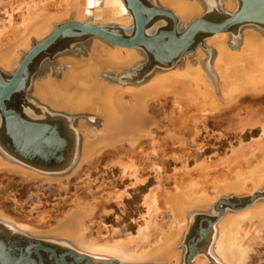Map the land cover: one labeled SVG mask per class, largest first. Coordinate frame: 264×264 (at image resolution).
Masks as SVG:
<instances>
[{
	"label": "rangeland",
	"instance_id": "rangeland-1",
	"mask_svg": "<svg viewBox=\"0 0 264 264\" xmlns=\"http://www.w3.org/2000/svg\"><path fill=\"white\" fill-rule=\"evenodd\" d=\"M50 1L0 0V32L9 28L11 23H22V16L27 12V8L31 2L35 5L40 2ZM145 1L148 5L154 6V8L155 6H161L165 9H170L165 5V0ZM190 1L194 2L195 6L197 5V9L199 10L195 15H198L201 12L200 10H202L199 2L201 0ZM171 11L173 12V10ZM75 17V15L71 16L69 19L58 23H64L71 19L74 20ZM191 19L185 21L178 20L182 26L185 23L188 24ZM225 34L221 40L215 39L216 36L204 39L203 45L199 43L194 48V51L178 59L173 66L167 68L152 67L147 71L144 69V65L147 63V58L144 59V56H140L137 60L131 62V64L126 65V67L125 65L124 67L120 65L121 67L119 66V68L112 67L104 54L106 49L111 47V45L101 39H92L83 43L73 44L72 47H67V49L53 55L51 58L43 59L32 73V86L28 90L29 97H32L36 104L42 105L46 111L70 116V128L68 127V129L73 134L68 137L67 143L73 148L72 157L75 159V156L80 155V159L76 165L77 168L75 167L72 172L61 176H50L40 173L41 175L36 174L37 178L32 179V181L31 179L24 180L20 174H0V229L2 232H10L14 235H28L38 240L55 243L57 246H64L65 248L62 247L64 250L88 254L92 259L94 258L92 261L97 263L109 259H117L121 263L140 264V262L122 260L119 255H116L109 248L107 249V247L108 242L111 244L114 241L124 240L131 234H137L138 228L144 227V223L149 219L150 213L148 203L146 202L148 201L147 196L152 190H154V194L150 199L153 197L156 199L157 197L155 196L164 195L166 197L171 196L169 199L171 202H176L177 200V202L187 203L186 205L181 203L183 205L181 206L182 213L180 216L176 214L177 220L179 218L180 221L185 223L184 228L180 227V225L175 228L173 226V215L171 214L172 216H170L167 213H174L172 211V209H176L174 203L171 204L173 205L172 208H163L154 218V228L157 234L164 232L170 236L175 231L180 230L174 245L179 244L181 246L182 254L186 251L185 235L190 232V228L195 224L196 219L193 217L194 215L211 213L212 215H218L217 212H212L211 206L215 205L219 198L247 196L260 191L264 187V174L258 180H246L242 184L228 187L221 191L216 199L208 201L207 205L189 202L188 197H175L178 192L176 188L177 172L184 171L185 169L194 170L198 167L192 175H189L190 173L185 174L187 179L193 178L198 180V177L205 171H212L214 169H219L220 171L228 170L231 159L236 160L240 157L243 160H247L254 156L253 150L264 151V145H262L264 143V92H262L263 95H258L259 91L256 92L254 90L258 85L261 86L262 83L264 85V77L257 81L244 79L248 84L245 83L243 86L247 87L248 90L245 88L246 91L243 90L241 92L237 103L231 109H227L226 107L224 114L215 119L202 116L196 121H191V116L198 112V110H194L197 108L193 100L185 98L181 104V108H179L167 93L163 96L160 94L161 97L158 96L159 98L153 97L147 103H143L140 100H136L134 103L131 96L125 94L121 98L123 106L118 105V103H116L117 106L115 105V107L120 108L122 111L124 110V112L117 109V113L114 110L115 115L112 113L108 117L101 110L103 109V105L106 104L109 90L142 87L155 76L177 69L194 68L197 70V67L200 66L213 68L219 46H222L224 50L235 51L242 47L245 40L249 38L257 45H261L264 42V31L252 25H245L238 35ZM207 41L209 44H207ZM261 46L263 47L264 45ZM262 50L264 51V47ZM27 51L21 49L20 52L26 53ZM22 55V53L16 52L17 59L22 58ZM16 63L17 61L11 64V69L6 70L3 67H0V69L5 72H13L16 69ZM68 74H72V80H70V83H65L63 79L66 81V75ZM49 79L53 81V83H49L63 88L64 94L92 93V97L94 98L93 103L86 104L78 109L73 106L61 108L59 105L54 104L55 102L52 101L53 99L50 96L41 97L36 92L37 87ZM217 82L219 81L217 80ZM217 87L221 88L220 84ZM255 92L257 95L253 96ZM131 110H134L133 117L139 116L138 118H140L141 116L142 119L143 116L144 120H141L142 124H139L140 119L136 118L135 120L131 117L133 115ZM128 118L130 120L134 119L133 122L135 123L137 122L134 124L137 134L142 130H150L152 133L159 130L160 137L163 139L162 149L153 142L146 155L138 157L136 168L128 167L130 169L124 168L117 162V150L113 146L116 139H119V134L125 133L123 130L130 126L131 121L128 124ZM124 122H127L126 125ZM175 122H177L176 125ZM185 122H187V126ZM172 129L176 130L175 135L177 138L175 135H171ZM126 135L123 134L120 139L125 138ZM103 137L104 142H102V145L106 148V152L102 154L97 162L90 163L88 160L85 161L86 159L84 160V158L88 155L86 149L91 146L92 142L101 143L100 141ZM10 154L12 153L6 152L0 143V158L5 162L16 165L17 163L12 160L14 157H11L12 155ZM39 177H50L53 181L46 180V182L44 180L45 182H43V180H39ZM28 181L32 182L28 183ZM158 182H160L158 186L159 190L156 189ZM184 189H189L190 194H195L199 191L197 187ZM70 200L75 203H73L75 206L78 205L76 206L77 208L81 206L83 209H88V212L81 218L80 222L76 220L78 216L75 213L76 211L73 208L69 210V213L75 214H73L74 219L71 218L70 220L72 221L74 231L66 229L64 232L51 234L50 232H44L43 229L38 230L35 228H46L50 224L58 223L62 207H64L66 201ZM78 202H82L83 204ZM189 204L191 205L189 206ZM191 212H193L192 219L188 216ZM241 212L247 213L239 217L238 220L241 221L237 222L236 225L239 226L240 224L241 226L244 224V216H249L255 221L252 228L255 230L256 227L255 231L261 233V235H258V239H255L253 234H251L250 238H244L239 242L244 248L240 254H244L246 264H264V201H259L252 207L241 211L227 212L218 221L217 225L220 222L219 226L213 227V232L210 234L209 241L204 248L207 249L214 242L215 247L213 244V248L215 249L217 244L222 243V240L229 234V228H227L226 223H223V220H225L226 216L228 217L235 213L239 215ZM62 223L64 224V222ZM218 227H220V231L217 229ZM97 235H100L104 243H107L100 250H93L83 245L85 240ZM200 255L204 256L203 254ZM198 259H195V262L193 261L192 264L210 262L207 259L204 261H199ZM218 259L223 263L231 264L222 257ZM155 261H150V263ZM141 263L146 264L147 262ZM161 263L181 264L182 260L177 263L176 259L171 257L169 262L161 261Z\"/></svg>",
	"mask_w": 264,
	"mask_h": 264
},
{
	"label": "bare ground",
	"instance_id": "bare-ground-1",
	"mask_svg": "<svg viewBox=\"0 0 264 264\" xmlns=\"http://www.w3.org/2000/svg\"><path fill=\"white\" fill-rule=\"evenodd\" d=\"M135 2L142 7L145 6V5L143 6V4L140 3L139 0H135ZM167 6H169L170 9L173 10L175 15L176 14L178 15L179 20L185 21L188 20L189 17H192L190 16L193 11L190 6V0H169L167 2ZM133 10L134 8L131 7L130 2L128 0H51L50 2H40L35 5L33 2H31L30 6L27 8V12L22 16V23L20 24L11 23L9 28H7L4 31L2 30L3 32H0V67H3L6 70L9 68L11 69V64L17 61L16 63V68H17L20 62L22 61L23 57L25 56V54L30 52L34 48L36 43L42 41L43 39L51 35L54 31H56L57 29L56 26L59 24L58 22L65 21L74 15L76 16L74 19L75 21H80L85 25L93 24V25H101V26H111L114 27V29L118 28L122 30L120 32L124 33V35L130 34L132 30V26L134 25L133 23H135V26L137 24V19L132 15L134 14ZM148 10H151L149 9V6L147 7L145 6L144 9L142 10L143 11L142 15L146 21L148 20L146 17V13L150 12ZM147 31L148 29H146V32ZM110 34L117 35V33L114 32H110ZM225 35H226L225 32H218L213 34L211 37L216 36L215 39L221 40ZM208 41L207 44H209ZM60 45H62V43H58L57 46L55 45L53 47L54 50L58 49ZM261 45H264V42H262ZM261 45L260 44L257 45L255 42L252 41L251 38H249L245 40L242 47H240L238 50L235 51L224 50L222 46H219L218 55L215 58L213 68L212 67L208 68L207 66L206 67L200 66L197 67V70L194 68L177 69L165 74L155 76L149 83L144 84L142 87L138 86L131 88H119V89L115 88L109 90L106 97L107 99L106 104L103 105V109L101 110L103 114H106V116L108 117H110L112 113L114 114V110L117 113L118 107H115V105L117 106L116 103H118V105L123 106L121 102V98L125 94L127 95L129 94V96H131V99L134 103L136 100H140L143 103H147V101L152 99L153 97H158V96L161 97L160 94L163 96L165 95V93H167L179 108H181V104L185 98H188L191 101L193 100L195 107L197 108L194 110H198V112L191 116L192 117L191 121H196L198 118L202 116L211 117L214 119L219 118L221 117V115L224 114L226 107L227 109H231L234 106V104L237 103V100L240 97L241 92L243 90L246 91L245 88L247 87H244L243 85L247 81H245L244 79H248L250 81H257L262 77H264V51L262 50L264 46L262 47ZM21 49H25L26 51L28 49V51L26 53L20 52ZM17 51L18 53H22L24 56L22 55L23 56L22 58L17 59L16 58ZM51 51H53V49L49 50V52ZM104 54L108 59V62L112 65V67H116V68H119L120 65L124 67L126 63L127 65H129L131 64V62L137 60V58H139L140 56L141 57L144 56V59L147 58L144 49L141 47L124 48L113 44L111 45V47L106 49ZM37 65L38 63L35 64V66ZM71 75L72 74L66 75L67 79L66 81L63 79V81L65 83H70L71 82L70 80H72ZM217 80L219 82H217ZM49 82L53 83L52 80L50 79L47 80L44 84H41L37 87L36 92L37 93L43 92L50 95L53 98L52 101L55 102L54 104L59 105L61 108H67V107L70 108L73 106L78 109L81 108L82 106H85L86 104L93 103L94 98L92 97L93 96L92 93L89 94L86 92L84 93L79 92L78 94H64L63 93L64 91H62L63 88L57 87L56 84H51ZM219 84L222 89L217 87ZM254 90H256V92L259 91L258 95L261 94L263 95L262 93L264 92L263 83L261 86L258 85V87L255 88ZM249 91L247 92L249 93ZM251 91H253V89H251ZM256 92L253 93L254 94L253 96L257 95ZM15 101L17 104L20 105L19 98H17ZM32 108L34 109V107ZM120 111L122 110L120 109ZM122 112H124V110ZM131 113L133 114L131 117H133L134 110L133 111L131 110ZM135 114L139 115L138 113ZM138 117L139 116H136V118L140 119V121L143 119V116L142 119L141 116L140 118ZM133 118L136 120L135 117ZM127 120H128V124L130 121L131 123L130 126H128L125 130H123L125 132L123 134H127L126 137L120 139V137H122L123 134H119V139H116V142H114L113 144L114 148L117 150L116 152L113 149L116 152V156L118 158L117 162L120 163L126 169L128 167L136 168L138 157L140 155H146L153 142H155V144H157L159 148L162 147V142H163V139H161L160 137L159 130L155 133H152L150 130L148 131L142 130L137 134L136 132L137 129L134 128L135 127L134 124H136L137 122L135 123L133 122V120H130L129 118ZM140 121L139 124H142V121L141 122ZM176 124L177 122H175V125ZM185 124L187 126V122H185ZM176 128L179 129V127L177 126ZM263 129H264V125H263ZM179 131L182 132L181 130ZM175 132L176 130L172 129L171 132L172 134L170 132L169 133L171 135H175ZM101 139L103 140L104 137ZM102 140L100 141L101 143L92 142L90 144L91 146H89L86 149L88 151L86 152L88 153V155L85 156L84 158V160L86 159L85 161L88 160L90 163L97 162L99 158L102 156V154L106 152V148L102 145V142H104V140L103 141ZM174 141L176 142V140ZM262 145H264V143ZM110 149H112V147H110ZM253 152H254V156H252L247 160L245 159L243 160L240 157L237 158L236 160L231 159L228 170L226 171H222V170L220 171L219 169L218 170L214 169L212 171H207V172L205 171L201 175L199 174L200 176L198 177V180H195L193 178L187 179L185 176V174L188 173H190L189 175H192L198 167H196L194 170L185 169L184 171L182 170L177 172L176 188L178 189V192L175 195V197L178 198L179 196H184V197H188L189 202H193L195 204L202 203L207 205L208 201H211V199H216L220 195L221 191L227 189L230 186L242 184L246 180H250V181H253L255 179L258 180L261 177V175L264 174V151L259 152L257 149H255L253 150ZM14 162L17 164L12 165L11 163L5 162L3 161L2 158H0V174H9V173L11 175L20 174L24 180H30V179L34 180L35 178H37L35 176L36 174L41 175L40 173H42L40 171L37 172V170L35 171V169L33 170L30 167L24 166L22 163L17 162L16 160ZM70 172H72V170ZM42 174L50 175V176L56 175L51 173H42ZM2 176L4 177V175ZM39 180H43V182H45L46 180L53 181V179L50 177H39ZM32 181H28V183ZM159 185L160 182H158V185L156 186V189L158 190H159L158 188ZM192 187H197L199 191L196 192L195 194H190V191H188L189 189H184V188H192ZM153 194H154V190H152V192L147 196L148 201L146 202L148 203L150 213H149V219L144 223L145 225L143 224L144 227L138 228L137 234H131L128 238H125L124 240L114 241L111 244L110 242H108L109 244L107 249L109 248V250L113 251L116 255H119L122 258V260L134 261L137 263L140 262V264H144L141 263L144 261L147 262L146 264H156V263L165 264V263H161V261L169 262V259L171 257L175 258L177 263H179V261L183 260L185 257V254H182L181 246L179 244L174 245L176 242L175 240L177 239L176 237L179 236L180 230L175 231V233L171 234L170 236H168L164 232H159L157 234L155 233V228H154V218L158 212L163 210V208H168V209L172 208L173 205L171 204L174 203V206L176 207V209L175 208L172 209L174 213H170V212L167 213L170 216L173 215L174 218L173 226L175 228H177V226L179 225L180 227L184 228L185 223L183 221H180L179 218L177 220L176 216L181 215L182 213L181 206H183L182 204L186 205L187 203H182L180 201L177 202V200L176 202H171L169 200L171 196L166 197L164 195L161 196L154 195L158 199L157 198L155 199L154 197L150 199V197H152ZM223 198L224 197L219 198L218 201H220ZM82 202H78V203L83 204ZM73 203L74 202H72V200L65 202L64 207H62L61 209L58 223L50 224L46 228L45 227H35V228L38 230L43 229L44 232L47 233L50 232L51 234L64 232V230L66 229H69V231L70 230L74 231L72 221L70 220L71 218L74 219L75 214L69 213V210L73 208L76 211L75 213L76 215H78L76 217V220L77 222H80L81 218L84 215H86V212H88L87 211L88 209H83V207H81L80 205H79L80 207L77 208L76 206L78 205L75 206L74 205L75 203L74 204ZM191 204H189V206ZM212 207H214V205H212L211 208ZM244 213L241 212V214L239 215L235 213L228 217L226 216L225 220H223V223H226L227 228H229V234L226 236V238L222 240V243L216 245L217 247L215 249H212L213 247L210 248L211 246L208 247L207 249L205 248V253L203 251L200 252V254H203L204 256L198 254V256H196L195 259L202 257L201 259L198 260L204 261L205 259H207V261L208 260L211 261L213 259L212 253H215L218 258L222 257L224 260L229 261L231 264H246L244 254H240L241 250H243L244 248L240 245L239 242H241L244 238H250L251 234H253L254 238L256 239L258 235H261V233L255 231L257 229L256 227L255 230L254 228H252L255 221L251 219V217L249 216H244L243 218L244 224H242L241 226L240 224L239 226L236 225L237 222L241 221L238 219ZM189 215L190 214H188V216ZM62 222H64V224ZM219 224L218 225L216 224V226H219ZM217 229L220 231V227H218ZM4 236L5 238H10L5 234ZM5 238L3 237V233L0 232V264H4V258L6 256H9L8 254L9 250L5 249L7 243L9 242ZM186 238H188V234L185 235V239ZM84 242L85 243L83 245H86L88 248H91L93 250H100L102 246L107 244L106 242H105L106 244L104 243V240H102L100 235H97L96 237H91L88 240H85ZM24 243L27 244L26 242L23 241L18 242L17 245L22 246L20 247V251H22L25 248ZM58 247L62 248L64 246H58ZM74 252L78 254L77 251ZM152 259L156 260L155 261L156 263L155 262L150 263V261H153Z\"/></svg>",
	"mask_w": 264,
	"mask_h": 264
},
{
	"label": "water",
	"instance_id": "water-1",
	"mask_svg": "<svg viewBox=\"0 0 264 264\" xmlns=\"http://www.w3.org/2000/svg\"><path fill=\"white\" fill-rule=\"evenodd\" d=\"M128 1L134 8L132 15L137 19V24L135 26L133 23L130 34L125 33L126 35H124L120 32L122 30L114 29L111 26L85 25L80 21L70 20L58 24L56 31L36 43L30 52L25 56L23 55L22 61L13 72H5L0 69V143L6 152L12 153L10 154L11 157H14L12 160L15 159L24 166L42 173L61 176L73 170L80 159V155L75 156V159L72 157L73 148L68 143L64 146L62 133L59 131L60 127L66 126L68 137L73 134L68 129V127L70 128V116L59 114L60 117H53L51 124H39L28 119V117L23 119L20 117V113L16 111V107H19L15 101L17 98L20 99V106L22 102H30L31 104L32 101L35 102L32 97L31 99L27 97L29 95L28 90L32 86V73L43 59L51 58L67 47H72L73 44L101 39L119 47L143 48L148 59L144 65V69L147 71L152 67L167 68L173 66L178 59L194 51L199 43L203 45L204 39L215 33H229L234 28L245 25H259L264 28V0H243L241 10L221 25H215L214 19L205 23L203 20L197 19L184 34L179 36L175 32L177 18L171 10L150 8L151 10H148L150 12L146 13L148 19L146 21L142 15L145 6H140L135 0ZM160 16H166L173 20L172 34L164 38L160 33L148 35L146 33L147 23L153 22L156 17ZM110 32L117 33V35H112ZM58 43H62V45L54 50L53 47L57 46ZM50 49L53 51L49 52ZM37 63L38 65L35 66ZM259 201H264V187L252 195L221 199L212 207V212L215 211L218 215H212V213L194 215L195 224L190 228L188 238L185 239L186 251L181 264H192L201 251L205 253L204 246L209 241L213 226H216L227 212L247 209ZM189 216L191 218L192 213ZM0 232H2L1 229ZM2 233L4 238V234L10 237L5 238L9 242L5 248L9 250V256L4 258V264H32L35 256L38 258L39 264H43V258L38 249L51 251L53 255L56 251H62L61 264H126L117 259L97 263L92 261V257L88 254H77L72 250H64L55 243L38 240L28 235ZM19 241L27 243H24L25 248L22 251H20L22 246L17 245ZM213 244L209 247L212 248ZM67 256H70L69 258L73 263H68L64 259ZM212 258L210 262L205 264H226L221 262L215 253H212Z\"/></svg>",
	"mask_w": 264,
	"mask_h": 264
},
{
	"label": "flooded vegetation",
	"instance_id": "flooded-vegetation-1",
	"mask_svg": "<svg viewBox=\"0 0 264 264\" xmlns=\"http://www.w3.org/2000/svg\"><path fill=\"white\" fill-rule=\"evenodd\" d=\"M139 1H140V3L145 5L146 7L149 6V9L154 8V6L148 5L145 0H142V2H141V0H139ZM168 1L169 0H165L166 6H167ZM201 1H199L200 6L202 7V10H200L202 12V13L200 12L201 15H199L200 13L198 15H195L199 9H197V5L195 6L194 2L190 1V6H191V9L193 10L192 14L190 16H192L193 18L189 17V19L190 18H192V19L190 20V22L188 24L185 23L181 26V23L179 22L178 17L176 16V18H177V22L175 23L176 35L179 36L181 34H184V32H186L188 27L197 19L203 20V23L207 22L208 20L214 19L215 25H221V23H224L225 20L229 19L230 17H232L233 15H235L237 12H239L241 10L243 0H201ZM155 8L165 9L161 6L160 7L155 6ZM158 21H159V23H158ZM173 24H174L173 20L166 17V16L156 17V19L153 22L149 21L147 23L146 29H148L149 33H148V31L146 33L148 35H154V34L157 35L160 33V35L163 36V38H164V37H167V36L172 34ZM254 26L256 28H259L261 31H264L263 27H261L259 25H254ZM243 27L244 26H238V28H234L233 30L229 31V33L232 34L233 36L238 35L241 32ZM234 31H235V33H234ZM80 43H83V42H80ZM76 44H78V43H76ZM126 65H127V63L125 64V66ZM38 94L41 97L50 96V95L43 93V92L38 93ZM27 97L30 98L29 95ZM32 107H34V109ZM43 108L44 107H42V105L40 106L39 104H36L33 101H32V104L30 102H22L21 106L19 105V107H16V111H18L20 113V117H22L23 119L28 117V119H31L35 123H39V124H42V123H50L51 124L53 117H60L59 114L52 113L50 111H46ZM36 109H37V111H36ZM31 112H32V114H31ZM35 112H37L38 114ZM33 117H34V119H33ZM59 131H61V133H62L61 137L64 140L63 144L65 146L66 143L68 142V134H67L66 126L60 127ZM38 251L41 253V256L43 258V264H61L62 263L61 262V259H63L62 258V254H63L62 251H56L55 255H53V253L51 251H41L40 249H38ZM69 257L70 256L64 257V259L66 261H68V263L72 262L70 260L71 258L69 259ZM33 263L39 264V260L36 256H35V259L32 261V264Z\"/></svg>",
	"mask_w": 264,
	"mask_h": 264
}]
</instances>
